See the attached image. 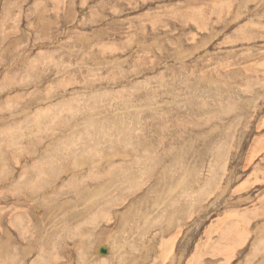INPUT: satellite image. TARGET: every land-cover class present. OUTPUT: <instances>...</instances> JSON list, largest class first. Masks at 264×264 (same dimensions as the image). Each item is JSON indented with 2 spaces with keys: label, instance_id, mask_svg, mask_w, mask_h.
<instances>
[{
  "label": "rangeland",
  "instance_id": "obj_1",
  "mask_svg": "<svg viewBox=\"0 0 264 264\" xmlns=\"http://www.w3.org/2000/svg\"><path fill=\"white\" fill-rule=\"evenodd\" d=\"M0 160V264H264V0H0Z\"/></svg>",
  "mask_w": 264,
  "mask_h": 264
},
{
  "label": "water",
  "instance_id": "obj_2",
  "mask_svg": "<svg viewBox=\"0 0 264 264\" xmlns=\"http://www.w3.org/2000/svg\"><path fill=\"white\" fill-rule=\"evenodd\" d=\"M101 256H107L109 255V247L107 244H103L100 246V248L98 249V253Z\"/></svg>",
  "mask_w": 264,
  "mask_h": 264
},
{
  "label": "bare ground",
  "instance_id": "obj_3",
  "mask_svg": "<svg viewBox=\"0 0 264 264\" xmlns=\"http://www.w3.org/2000/svg\"><path fill=\"white\" fill-rule=\"evenodd\" d=\"M58 158V157H57ZM84 158V157H83ZM61 160V159H60ZM60 160L58 161V162H60ZM1 161V160H0ZM51 161V160H50ZM49 162V161H48ZM81 162V161H80ZM53 163V162H52ZM95 178V177H94ZM38 183V182H37ZM100 187V186H99ZM94 188H96V187H94ZM102 188V187H101ZM85 192V191H84ZM84 192H83V194H84ZM101 193V192H100ZM102 196V195H101ZM98 197V196H97ZM90 198V196L87 198V199H89ZM96 197H95V195H94V198L92 199V198H90L91 199V202L89 203V204H93V202H94V199H95ZM86 199V200H87ZM56 248V247H55Z\"/></svg>",
  "mask_w": 264,
  "mask_h": 264
},
{
  "label": "crops",
  "instance_id": "obj_4",
  "mask_svg": "<svg viewBox=\"0 0 264 264\" xmlns=\"http://www.w3.org/2000/svg\"><path fill=\"white\" fill-rule=\"evenodd\" d=\"M90 188V187H89ZM92 204V203H91ZM91 204H89V205H91ZM57 251H54V253H56Z\"/></svg>",
  "mask_w": 264,
  "mask_h": 264
}]
</instances>
